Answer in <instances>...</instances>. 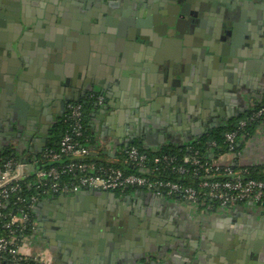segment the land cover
Listing matches in <instances>:
<instances>
[{
    "label": "crops",
    "instance_id": "obj_1",
    "mask_svg": "<svg viewBox=\"0 0 264 264\" xmlns=\"http://www.w3.org/2000/svg\"><path fill=\"white\" fill-rule=\"evenodd\" d=\"M11 1L0 0V149L12 150L26 172L47 146L67 102L83 92L104 96L88 109V125L91 152L105 162H116L132 139L148 148L188 144L215 125L209 117L220 114L225 122L264 96V0H29L18 6ZM177 2L200 9L192 16L197 50L173 60L149 36L156 34L152 22L166 18V5ZM217 161L264 164V128L240 151ZM35 213L39 224L40 209ZM205 215L228 241L264 220L261 207L250 204ZM192 216L201 218L198 212ZM104 249L92 248L91 264L103 262L96 251ZM63 251L39 228L19 247L20 254L43 264L80 263L73 251ZM151 252L162 255L156 264L170 256ZM185 264L246 263L208 253Z\"/></svg>",
    "mask_w": 264,
    "mask_h": 264
},
{
    "label": "flooded vegetation",
    "instance_id": "obj_2",
    "mask_svg": "<svg viewBox=\"0 0 264 264\" xmlns=\"http://www.w3.org/2000/svg\"><path fill=\"white\" fill-rule=\"evenodd\" d=\"M31 1L11 2L18 6V3ZM166 8L168 10L166 18L162 17L159 22L157 19L152 22L156 34L149 36V39L153 46L168 50L172 55L170 58L175 60L179 53L191 54L195 49L197 44L194 32L197 23L193 21L198 14L193 13L195 17H192L189 13L191 18L186 19L181 17V13L177 17L179 8H176L175 3L167 4ZM191 10L188 9L189 12ZM185 29L191 36L185 33ZM139 35L142 39L148 36L143 32ZM165 36L172 38L173 42L170 43ZM173 65L170 64V67ZM209 118L210 123L217 125L223 123L220 121L223 119L220 114ZM165 203L160 197L131 194L117 195L115 198L109 196L93 198L80 193H70L63 199L47 198L37 204L40 209L39 231L49 238L51 244L55 241L56 247L63 248V252L73 251L74 256L80 258L78 259L80 263L77 264H91L95 261L92 257L94 252L92 248L95 247L105 248L103 251H96L99 253L97 257L100 255L103 258V262L98 264L109 261L111 263L113 260L118 261L115 264H133L128 260L140 251L145 254L140 260L141 263L151 264L152 248L163 255L170 253L167 259L164 256L161 258L165 260L163 262L185 264L200 255L197 252L199 242L205 244L206 248L217 246V254L222 248L229 250L233 246L235 260L244 261L246 264H264V220H259L249 229L238 231L236 237L232 239L230 236L228 241L202 215L201 218L192 216L197 213L194 205ZM109 232L118 233V237L105 235ZM188 246L194 249L193 259L186 249Z\"/></svg>",
    "mask_w": 264,
    "mask_h": 264
},
{
    "label": "built area",
    "instance_id": "obj_3",
    "mask_svg": "<svg viewBox=\"0 0 264 264\" xmlns=\"http://www.w3.org/2000/svg\"><path fill=\"white\" fill-rule=\"evenodd\" d=\"M95 97L99 103L104 102L102 94H96ZM66 110L71 120L70 130L64 134L57 148L45 146L41 153L46 159L53 162L68 155L72 156V159L61 164L53 163L48 168H37V157L34 168L32 167L28 172L24 169V162L17 157L0 160V203L3 199L8 198L10 193L18 189L19 184L14 183L15 181L35 175L36 180L45 181L43 184H48L49 188L54 192H59V195L76 193L83 188L113 192L118 189L138 186L154 191L157 196L176 195L180 200L188 203H198L201 198H205L216 202L220 207H235L240 204L264 206V177L251 176L245 167L225 165L222 168L218 162L209 163L202 161L197 155H189L184 158V162L193 165L192 171L185 164L172 166V169L181 175L186 176L189 172L193 176L200 174L201 177L196 182L188 183L136 172H126L121 167L98 164L88 160L86 156L91 153V148L78 140V137L84 135L83 104L80 100H70L66 104ZM257 118H264V108L255 110L250 116V120ZM247 122L246 119H240L237 122V129L225 132V139L229 142L231 149L234 147L239 129L246 126ZM208 144L215 145L216 142L209 141ZM124 149L126 152L124 161L144 170L148 169L149 158L145 152L136 146H129V144ZM164 159L170 165L173 157L165 156ZM153 160L158 163L161 158L154 157ZM75 172L81 174L73 181L62 179L63 175ZM39 201L33 196L30 201L32 208L37 209ZM0 217L5 218L6 214L0 212ZM28 220L27 214L21 216L12 214L8 219L0 222V227L7 229L12 234V236L0 234V258L7 254L17 259L20 252L15 242V233L22 229ZM38 228L39 225L36 230ZM0 264L5 263L0 261Z\"/></svg>",
    "mask_w": 264,
    "mask_h": 264
},
{
    "label": "trees",
    "instance_id": "obj_4",
    "mask_svg": "<svg viewBox=\"0 0 264 264\" xmlns=\"http://www.w3.org/2000/svg\"><path fill=\"white\" fill-rule=\"evenodd\" d=\"M98 93H91L89 96H87V101L83 102L80 100V102L83 104L84 108V117H83V136L78 137V140L80 143L86 144L88 147H90L91 142L89 141V125H88V109L93 105L95 96ZM260 108H264V96L263 98L255 103L250 109L247 111L239 112L237 115L233 116L231 119L219 124L218 126L212 127L211 129L207 130L203 134L193 138L188 144L185 145H175V144H165L163 146H160L159 148H148L145 147L141 141L138 139H132L129 141V146L133 145L138 147L141 151L145 152L148 155V162H147V170H144L143 168H139L134 166L133 164H130L126 161H124V158L126 157L125 150L121 153L119 159L115 162H105L103 160H99L98 157L94 156L91 153H89L86 158L88 160H92L97 162L98 164H110L116 167H121L126 172H136L148 176L153 177H159L164 179H172L176 181L181 182H196L201 176L198 174L197 176L190 175L189 172L188 175H181L175 170L172 169V166H179L181 164H185L188 166L191 171L193 169V165L191 163H185L184 158L186 156L191 155H197L202 161H208L209 163L218 162V158L221 157L224 154H227L229 152H238L240 151L245 141L254 134V132L264 126V118H257L254 120H250L251 114ZM249 112V113H248ZM240 119H246L248 122L246 126L239 129L236 137V141L234 142V147L231 149L229 142L225 139V132L231 131L234 129H237V122ZM71 127V120L68 116V111L65 110L64 114L60 117V119L54 124L50 140L47 144V147H54L57 148L60 144V141L64 134L70 130ZM209 141H215V145H209ZM165 156H172L173 160L170 165L166 163V160L164 159ZM13 158L16 157V154L12 152V150L6 148V149H0V160L4 158ZM154 157H160L161 161L158 163L154 162ZM72 159V156H64L61 159L53 162L46 159L43 155V153L38 155L37 160V168H48L50 165L54 164H61L63 162L69 161ZM222 168L227 164H220ZM231 165V164H229ZM234 167H245L249 170V174L254 177H264V164L262 165H251V164H241L236 163L233 164ZM80 172L75 173H69L62 176V179L73 181L77 176H79ZM18 183L19 187L16 191L10 193L9 197L6 199H3L0 203V212L6 214L5 218L0 217V222L2 220L8 219L12 214H15L17 216H21L23 214H27L29 220L26 222V225L17 231L15 234V242L17 243V247L19 249L22 242H24L27 238H31L35 236L36 234V227H38L37 224V215L35 213V209L32 208L30 205L31 198L35 196L38 200H45L48 197V193L51 192L52 194L59 195V192H54L52 189L49 188V185H44L42 180H36L35 175L24 177L23 179H20L18 181H15L14 183ZM152 190H149L147 188L138 187V186H131L129 188L123 189V190H114L113 192L116 195H125V194H131L134 195V193H141L144 192V194L150 193ZM154 192V191H153ZM165 195V194H164ZM157 197V196H156ZM168 199H173L178 202H183V200H180L178 196L172 195L168 196L166 195L164 201H167ZM189 205H194L196 211L198 214L205 217L207 212L210 211H216L220 209L221 207L216 202L201 198V200L198 203H188L184 202ZM261 209L264 211V206H261ZM0 234H6L11 235L7 229L0 227ZM200 242L198 243V246H200ZM205 245V244H203ZM187 251L190 250V246L186 248ZM190 256L192 257L194 254L193 252H190ZM201 256V254L199 255ZM18 257H20L18 259ZM194 257V256H193ZM192 257V259H193ZM199 259V258H197ZM196 259V260H197ZM195 260V259H194ZM1 263L5 264H43V262L38 261L34 258L24 256L22 254L17 255V259L12 258L10 255H5L0 258ZM180 261V259H179Z\"/></svg>",
    "mask_w": 264,
    "mask_h": 264
},
{
    "label": "water",
    "instance_id": "obj_5",
    "mask_svg": "<svg viewBox=\"0 0 264 264\" xmlns=\"http://www.w3.org/2000/svg\"><path fill=\"white\" fill-rule=\"evenodd\" d=\"M111 1V0H110ZM113 5V4H112ZM197 5H195V6H193L192 4H189V3H180V2H177V4H176V8H179L178 9V15H177V17L179 16V14L181 13V17H183V18H191V16H189V13H191V15L193 16V13H196L197 14V11L200 9L198 6L196 7ZM192 9L191 10V12H189L188 11V9ZM198 16V15H197ZM177 31H178V29H177ZM165 34V33H164ZM165 39H167V40H169V42L170 43H172L173 41L171 40L172 38H170L169 36H165ZM177 43L179 44V41H177ZM8 47L10 48V49H12L13 51H14V49H13V46L11 45V44H8ZM189 50V49H188ZM195 51L197 50L196 48L194 49ZM184 51H186V50H184ZM15 52V51H14ZM179 56V55H178ZM176 58H178V57H176ZM187 60L188 61H191V57L190 56H188L187 55ZM180 64V65H179ZM179 64H176L177 65V67H178V65L181 67L182 66V64L181 63H179ZM174 65H175V63H174ZM183 67H186L187 68V65L185 66V65H183ZM171 70H172V68H170V72H171ZM180 82L181 81H179V79H177L176 81H175V85L177 86V88L179 87V84H180ZM75 100H82L83 102H86L87 101V94H85V92H83L82 93V96L80 97V98H78V97H75L74 98ZM95 105L97 106V105H99V103L98 102H96L95 103ZM108 108V104H102V106H101V110L100 111H104L105 109H107ZM215 126H218V125H213L212 127H215ZM129 144V142L126 144V146H125V148L127 147V145ZM33 168H34V166H33ZM76 193H80V194H83V195H87V196H92L93 198H96L97 196L99 197H107V196H109L110 198H115V197H117V195L114 193V192H108V191H105V190H99V189H85V188H83V189H81L80 191H78V192H76ZM134 195H136V196H157L156 194H155V192H153V191H151L150 193H147V194H144V192H141V193H134ZM65 196H66V194L65 193H62V194H60V195H55V194H52V193H50L49 195H48V197L49 198H55V199H63V198H65ZM157 197H160L161 199H165V197H166V195H164V194H162V195H158ZM118 232V231H117ZM105 235H107L108 237H115V238H117L118 237V233H106ZM53 244H55V242H52ZM213 244V243H212ZM220 245V244H219ZM197 246H198V244H197ZM208 246H210L209 245V243H208ZM197 248V247H196ZM216 248H217V246L215 247V246H210L209 248H206V246H204L203 245V243L202 244H200V246H199V249L197 250V252H198V254H201V256H197L196 257V259L197 258H202V257H204L205 255H207L208 253L210 254V256H213L216 260L217 259H220V260H225V259H227V260H235V258H234V251H235V248L232 246V247H230L229 248V250H227V249H224V248H222L219 252L220 253H218L217 254V250H216ZM203 249H206L204 252H202V250ZM190 252H193L194 251V249H190L189 250ZM144 253L142 252V251H140V252H137V253H135L132 257H131V259H129L128 260V262H130V263H133V264H143V263H141V259L144 257ZM162 255H152V261H151V264H155V261H156V258H160ZM188 259V258H187ZM110 262V261H109ZM107 263V262H106ZM159 264H168L167 262H163V261H160L159 262Z\"/></svg>",
    "mask_w": 264,
    "mask_h": 264
}]
</instances>
